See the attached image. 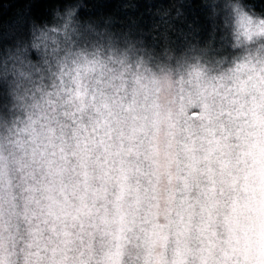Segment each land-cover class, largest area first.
Returning a JSON list of instances; mask_svg holds the SVG:
<instances>
[{
    "label": "snow or ice",
    "instance_id": "snow-or-ice-1",
    "mask_svg": "<svg viewBox=\"0 0 264 264\" xmlns=\"http://www.w3.org/2000/svg\"><path fill=\"white\" fill-rule=\"evenodd\" d=\"M222 16L179 55L71 11L0 51V264H264V13Z\"/></svg>",
    "mask_w": 264,
    "mask_h": 264
},
{
    "label": "trees",
    "instance_id": "trees-1",
    "mask_svg": "<svg viewBox=\"0 0 264 264\" xmlns=\"http://www.w3.org/2000/svg\"><path fill=\"white\" fill-rule=\"evenodd\" d=\"M226 0H0V51L31 42L35 27L61 28L71 11L91 25L149 50L179 55L190 47L218 46ZM257 15L264 0H240ZM87 39H94L87 35ZM7 102V97H2Z\"/></svg>",
    "mask_w": 264,
    "mask_h": 264
},
{
    "label": "rangeland",
    "instance_id": "rangeland-1",
    "mask_svg": "<svg viewBox=\"0 0 264 264\" xmlns=\"http://www.w3.org/2000/svg\"><path fill=\"white\" fill-rule=\"evenodd\" d=\"M61 28H62V26H61Z\"/></svg>",
    "mask_w": 264,
    "mask_h": 264
}]
</instances>
